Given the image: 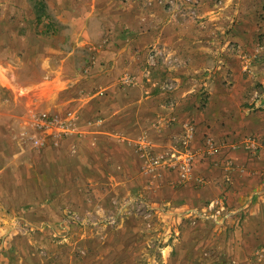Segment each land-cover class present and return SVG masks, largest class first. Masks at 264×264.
Here are the masks:
<instances>
[{
	"label": "rangeland",
	"instance_id": "374dc122",
	"mask_svg": "<svg viewBox=\"0 0 264 264\" xmlns=\"http://www.w3.org/2000/svg\"><path fill=\"white\" fill-rule=\"evenodd\" d=\"M1 32L0 264H249L250 256L264 257L261 247L245 262H234L233 233L242 219L210 216L209 201L215 197L185 206L170 202L176 195L168 185L154 191L147 173L162 166L180 170L169 165L172 152L158 153L146 132L130 138L126 132L135 135L141 129L137 124L109 118L112 110L121 113L113 103L139 92L128 97L120 87L98 93L94 85L87 87L95 50L81 46L77 52L80 92L73 87L54 98V92L26 89L40 81L35 75L43 63L41 44L29 41L24 28L17 38L10 36L12 29ZM170 58L164 53L151 65L146 56L142 67L147 86L149 73L165 66L154 89L166 106L173 105L176 90L166 74ZM123 144L144 158L139 171L127 162L131 155ZM180 145L173 152L184 151L183 136ZM153 158H160L158 165L151 166ZM191 175L192 169L188 177L180 173L184 181Z\"/></svg>",
	"mask_w": 264,
	"mask_h": 264
},
{
	"label": "crops",
	"instance_id": "0c3cea01",
	"mask_svg": "<svg viewBox=\"0 0 264 264\" xmlns=\"http://www.w3.org/2000/svg\"><path fill=\"white\" fill-rule=\"evenodd\" d=\"M200 3L194 20L174 14L159 0H0V35L9 28L17 38L24 28L29 41L41 44L43 63L35 75L40 81L26 89L54 92V98L73 87L80 92L77 52L82 47L95 50L92 85L87 87L94 85L97 93L120 87L124 96L139 92L134 99L113 103L121 113L112 110L109 118L137 124L141 129L136 136L126 133L136 139L146 132L158 153L181 148L184 125L192 124L189 145L198 152L192 178L184 181L178 171L164 166L146 177L152 176L154 191L168 185L176 195L170 202L176 205L225 195L232 218L242 219L233 233L234 262L241 263L264 247V0ZM38 25L43 34L38 35ZM150 46L171 56L166 74L176 84L172 106L154 89L161 84L164 65L143 84ZM122 75L133 78L120 81ZM121 146L135 157L126 159L139 171L144 158L129 145ZM168 179L173 185L166 184ZM188 193L193 197L187 199ZM247 260L264 264V257Z\"/></svg>",
	"mask_w": 264,
	"mask_h": 264
},
{
	"label": "built area",
	"instance_id": "2783aa9c",
	"mask_svg": "<svg viewBox=\"0 0 264 264\" xmlns=\"http://www.w3.org/2000/svg\"><path fill=\"white\" fill-rule=\"evenodd\" d=\"M164 5H168L174 14H177L185 19H196L199 13L200 0H159ZM148 62L154 65L158 58L163 56V52H159L156 48L149 49ZM160 56V57H159ZM128 76L123 77L124 82H129ZM171 88V86H170ZM194 126L192 124L184 125L183 144L185 145L182 153H171V159H169V165L178 167L183 177L190 175L193 161L195 158L194 151L190 148V141L194 135ZM147 145V144H146ZM208 147L214 150L213 143L208 142ZM210 148L208 152H210ZM160 158H153L150 161L151 166L158 165ZM208 209L211 213L210 216L217 219L220 217H228L231 214L229 207L227 206L225 195H220L209 201Z\"/></svg>",
	"mask_w": 264,
	"mask_h": 264
}]
</instances>
